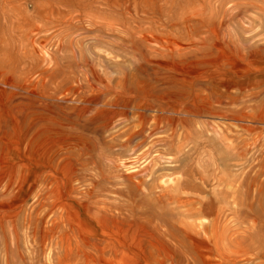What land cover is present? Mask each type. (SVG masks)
Listing matches in <instances>:
<instances>
[{"label": "rangeland", "instance_id": "obj_1", "mask_svg": "<svg viewBox=\"0 0 264 264\" xmlns=\"http://www.w3.org/2000/svg\"><path fill=\"white\" fill-rule=\"evenodd\" d=\"M0 264H264V0H0Z\"/></svg>", "mask_w": 264, "mask_h": 264}, {"label": "bare ground", "instance_id": "obj_2", "mask_svg": "<svg viewBox=\"0 0 264 264\" xmlns=\"http://www.w3.org/2000/svg\"><path fill=\"white\" fill-rule=\"evenodd\" d=\"M188 227V226H187Z\"/></svg>", "mask_w": 264, "mask_h": 264}]
</instances>
